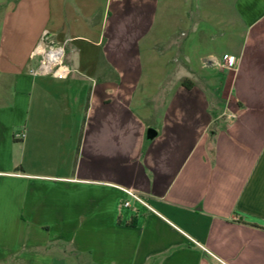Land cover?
Returning <instances> with one entry per match:
<instances>
[{
  "label": "crops",
  "instance_id": "1",
  "mask_svg": "<svg viewBox=\"0 0 264 264\" xmlns=\"http://www.w3.org/2000/svg\"><path fill=\"white\" fill-rule=\"evenodd\" d=\"M0 264H264V0H0Z\"/></svg>",
  "mask_w": 264,
  "mask_h": 264
},
{
  "label": "built area",
  "instance_id": "2",
  "mask_svg": "<svg viewBox=\"0 0 264 264\" xmlns=\"http://www.w3.org/2000/svg\"><path fill=\"white\" fill-rule=\"evenodd\" d=\"M31 57L37 58V64L29 69V73L34 77L49 76L66 80L74 72V69L66 62L65 44L57 42L48 30L43 31ZM232 64L233 62L230 65ZM19 137H24V133H21ZM125 192L130 199L143 202L133 191L125 190ZM130 204V200L124 201V206L128 207Z\"/></svg>",
  "mask_w": 264,
  "mask_h": 264
},
{
  "label": "rangeland",
  "instance_id": "3",
  "mask_svg": "<svg viewBox=\"0 0 264 264\" xmlns=\"http://www.w3.org/2000/svg\"><path fill=\"white\" fill-rule=\"evenodd\" d=\"M160 1H162V0H160ZM178 7H179V5H176L171 10L177 12L178 11ZM190 15H191V19H190V22H191L190 25L191 26L188 27V28H191V27H194V26H199L200 28L204 27L203 23H199V22L195 21V19L193 17V13H190ZM172 18L173 19H171V20H169V18H167L168 19V23H170V25H173V26L176 27V35L178 37H180L182 32L189 33V30H187L184 26H182V25L180 27L177 26L178 22H175V20H174V19H176L175 16H173ZM161 47H162V49H166L167 46L166 45H162ZM220 50H221V47H220ZM187 54H188V57H189V60H190V63H191L190 64L191 68H193L194 66H195V68H197V66H199L200 64L203 63V61H202L203 57H200L198 54H196L195 53V49H193V47L187 49ZM183 59H184V57L180 54V52L178 50H174L173 52H171V55L169 57V61H170L169 66H170L171 70H170V73L168 74V76L166 77V80H165V85H167V88L170 87V85L173 82L176 81V78L179 75H182L185 72V69L182 70V68H181V62L183 61ZM206 71H207L206 73L204 72V73L201 74L202 77L212 76L213 80H215V81L218 80V88L217 89L221 88V83L224 81V77H225L224 74H220L219 72H217V68H212V67L211 68H207ZM206 90H207L208 94L214 93L215 91H217V90H214V89L213 90H208L207 88H206ZM155 98H157V99H155V101L157 102V100L160 99L161 97L159 96V97H155Z\"/></svg>",
  "mask_w": 264,
  "mask_h": 264
},
{
  "label": "water",
  "instance_id": "4",
  "mask_svg": "<svg viewBox=\"0 0 264 264\" xmlns=\"http://www.w3.org/2000/svg\"><path fill=\"white\" fill-rule=\"evenodd\" d=\"M204 63H206L207 65L212 64L211 61L207 60V59H203ZM156 134V131L154 129H149L148 131V137L152 138L154 135Z\"/></svg>",
  "mask_w": 264,
  "mask_h": 264
},
{
  "label": "trees",
  "instance_id": "5",
  "mask_svg": "<svg viewBox=\"0 0 264 264\" xmlns=\"http://www.w3.org/2000/svg\"><path fill=\"white\" fill-rule=\"evenodd\" d=\"M182 85H183L184 87H186V88H189V87L191 86V82L188 81V80H184V81H182Z\"/></svg>",
  "mask_w": 264,
  "mask_h": 264
}]
</instances>
